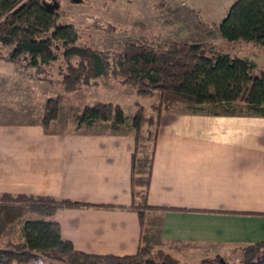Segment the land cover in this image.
I'll use <instances>...</instances> for the list:
<instances>
[{
    "label": "crops",
    "instance_id": "obj_1",
    "mask_svg": "<svg viewBox=\"0 0 264 264\" xmlns=\"http://www.w3.org/2000/svg\"><path fill=\"white\" fill-rule=\"evenodd\" d=\"M30 102L23 121L0 120V208L11 205L1 198L8 194L79 202L53 216L76 250L137 253L144 229L132 207V130H71L60 119L45 129L41 103L35 96ZM147 204L155 208L152 233L187 245L182 255L191 261L264 264V116L164 112ZM38 217L24 214L4 226L0 241L23 242V222ZM0 264L61 263L35 253Z\"/></svg>",
    "mask_w": 264,
    "mask_h": 264
},
{
    "label": "trees",
    "instance_id": "obj_2",
    "mask_svg": "<svg viewBox=\"0 0 264 264\" xmlns=\"http://www.w3.org/2000/svg\"><path fill=\"white\" fill-rule=\"evenodd\" d=\"M219 31L229 42L242 40L264 45V0H236L221 20ZM79 38L77 29L62 22L58 10L44 0H0V60L13 63L19 71H43L61 56L64 58L65 66L59 70L58 79L63 92L43 103L45 129L59 118L64 92L96 84L101 77L113 78L134 88L139 96L154 99L148 108L137 103L132 117L111 101L84 105L76 116L79 127L104 122L113 131H121L123 126L132 130V207L138 211L143 229L144 209H155L147 204V196L162 114L185 105L188 113L195 114L264 116V69L250 58L208 43L168 39L157 48L128 44L111 52L81 44ZM236 103L244 105L241 112L233 108ZM205 106L213 109L204 111ZM1 198L16 204L0 208V235L4 226L24 214L39 217L23 222V242L13 244L17 251L1 254L0 263L26 262L40 253L61 264H181L175 255L163 251L153 254L151 239L143 241V235L133 255L76 250L71 241L62 237L60 224L53 216L62 207L80 206L79 202L40 195L8 194Z\"/></svg>",
    "mask_w": 264,
    "mask_h": 264
},
{
    "label": "rangeland",
    "instance_id": "obj_3",
    "mask_svg": "<svg viewBox=\"0 0 264 264\" xmlns=\"http://www.w3.org/2000/svg\"><path fill=\"white\" fill-rule=\"evenodd\" d=\"M44 1L58 10L62 22L72 24L77 29L81 44L89 45L95 49L105 48L111 52H118L128 44L157 48L158 45H162L168 39L189 43H208L217 49L250 58L257 63L259 68L264 69V45L242 40L229 42L221 36L219 24L236 0ZM6 66L10 65H6L0 60L2 72V75L0 74L2 78L0 81V120L23 121L27 117L25 113L28 110V105H32L30 102L32 96L37 97L38 102L43 107L47 98L58 92H63L58 81L59 70L65 66L62 56L56 63L49 65L43 71L32 68L19 71L16 68L9 69ZM15 92H18V95ZM64 93L65 98L62 101V110L58 119L63 124H68V129L71 128V130L111 129L110 124L104 122H99L93 127H79L77 125L76 116L83 106L93 104L97 100L120 104L128 117L133 116L137 109V103L148 108L150 103L154 101L153 98L139 96L136 90L130 86L120 84L113 78L104 77L99 78L96 84ZM39 108L41 107L37 106V109ZM186 108L185 105H180L175 108V111L187 112L188 109ZM233 108L241 112L244 105L236 103ZM209 109L212 110L213 108L205 106L204 111H210ZM150 113L151 111L148 110V115ZM42 115H44V109ZM35 116L39 117V112ZM125 129L127 127L123 126L122 130ZM137 202H140L139 198ZM12 203L16 204L10 202V204ZM144 210L147 211V217L143 227V241L148 237L151 239L153 254L157 251H163L175 255L181 264L212 263L204 260L194 262L188 259L186 255H182L189 250L187 245L164 243L157 233H152V230L156 232V226H153L155 223L152 222L155 219L151 211L155 209L146 208ZM5 240L0 241V255L17 251L14 245L5 246ZM14 240L17 241L18 238L15 237ZM262 261H245L242 264H262ZM229 264H235V262L230 261Z\"/></svg>",
    "mask_w": 264,
    "mask_h": 264
},
{
    "label": "water",
    "instance_id": "obj_4",
    "mask_svg": "<svg viewBox=\"0 0 264 264\" xmlns=\"http://www.w3.org/2000/svg\"><path fill=\"white\" fill-rule=\"evenodd\" d=\"M219 264H226L224 261H221Z\"/></svg>",
    "mask_w": 264,
    "mask_h": 264
}]
</instances>
